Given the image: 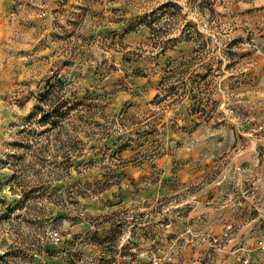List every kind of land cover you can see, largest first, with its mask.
<instances>
[{
    "label": "rangeland",
    "instance_id": "374dc122",
    "mask_svg": "<svg viewBox=\"0 0 264 264\" xmlns=\"http://www.w3.org/2000/svg\"><path fill=\"white\" fill-rule=\"evenodd\" d=\"M4 16L0 264H264V0ZM57 74L73 109L52 128L37 107Z\"/></svg>",
    "mask_w": 264,
    "mask_h": 264
},
{
    "label": "trees",
    "instance_id": "16d2710c",
    "mask_svg": "<svg viewBox=\"0 0 264 264\" xmlns=\"http://www.w3.org/2000/svg\"><path fill=\"white\" fill-rule=\"evenodd\" d=\"M56 78V81L52 83L50 80ZM65 77L52 75L46 82L45 91L40 95V102L44 105H40L37 109L41 110V116L38 120V123L44 126H51L55 128L57 126L62 127V122L69 116L73 106L70 105V102L67 99H64L62 91H64L63 86L65 84ZM44 106H49L48 109H44ZM35 114L32 112L29 117H33ZM24 130V129H23ZM122 149L120 148V151ZM66 161H63L62 164H66L71 160V155H66ZM120 157V156H119ZM68 160V161H67ZM94 159H89V163L93 164ZM110 179L107 181L109 183Z\"/></svg>",
    "mask_w": 264,
    "mask_h": 264
},
{
    "label": "crops",
    "instance_id": "0c3cea01",
    "mask_svg": "<svg viewBox=\"0 0 264 264\" xmlns=\"http://www.w3.org/2000/svg\"><path fill=\"white\" fill-rule=\"evenodd\" d=\"M12 0H0V27L5 25L4 13L10 10ZM257 245V242H256Z\"/></svg>",
    "mask_w": 264,
    "mask_h": 264
},
{
    "label": "built area",
    "instance_id": "2783aa9c",
    "mask_svg": "<svg viewBox=\"0 0 264 264\" xmlns=\"http://www.w3.org/2000/svg\"><path fill=\"white\" fill-rule=\"evenodd\" d=\"M230 229H232V225H231V224H229V225L227 226V230L230 231ZM53 237H54L55 239H57V240H59V239L61 238V236L59 235V232H58V231H54V232H53ZM257 247H258L259 249H261V250L264 251V237H260V238L257 240ZM248 261H249V259L246 258V259H245V262H248Z\"/></svg>",
    "mask_w": 264,
    "mask_h": 264
}]
</instances>
